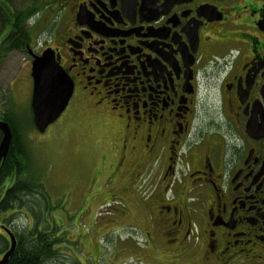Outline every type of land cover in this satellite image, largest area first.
<instances>
[{"label":"flooded vegetation","instance_id":"af4514ba","mask_svg":"<svg viewBox=\"0 0 264 264\" xmlns=\"http://www.w3.org/2000/svg\"><path fill=\"white\" fill-rule=\"evenodd\" d=\"M45 7L70 105L107 127L110 195L134 201L124 202L119 251L133 245L163 264H264V0Z\"/></svg>","mask_w":264,"mask_h":264},{"label":"rangeland","instance_id":"374dc122","mask_svg":"<svg viewBox=\"0 0 264 264\" xmlns=\"http://www.w3.org/2000/svg\"><path fill=\"white\" fill-rule=\"evenodd\" d=\"M26 1L11 0L13 5L19 6ZM50 1L41 0L44 7L27 23L31 36L29 47L36 54L48 47V30L55 17L45 7ZM32 60L27 48H0V105L1 110H6L12 100L19 131L27 138L33 172L43 182L49 205L44 212V224L60 225L56 234L63 231L66 238L59 244V254L46 264H163L154 255L133 245L119 251L118 237L127 239V232L121 227L128 220L121 212L125 203L132 206L134 201L127 198L124 203L110 195L116 194L115 188H109L113 184L108 185L106 177L109 172L113 174L116 167L115 163L111 168L105 166V122L92 109L75 101L69 103L46 131L39 132L33 126ZM95 179L98 181L94 182ZM32 222V218L20 212L13 225L23 230ZM131 222L140 223V219ZM129 241L134 243L133 239Z\"/></svg>","mask_w":264,"mask_h":264},{"label":"trees","instance_id":"16d2710c","mask_svg":"<svg viewBox=\"0 0 264 264\" xmlns=\"http://www.w3.org/2000/svg\"><path fill=\"white\" fill-rule=\"evenodd\" d=\"M43 7L41 0H28L21 7L7 6L0 0V48L28 49L31 36L27 23ZM9 102L6 110H1L0 105V119L7 120L12 128L9 151L0 163V252L4 253L11 243L8 232L3 228L6 226L14 232L17 244L3 264H46L59 254V244L66 238L63 231L56 234L60 225L44 224V212L49 208L44 185L33 172L27 138L24 132L19 131L14 104L11 99ZM31 122L34 126L32 118ZM20 212L33 219L32 224L23 230H17L13 225Z\"/></svg>","mask_w":264,"mask_h":264},{"label":"water","instance_id":"95a60500","mask_svg":"<svg viewBox=\"0 0 264 264\" xmlns=\"http://www.w3.org/2000/svg\"><path fill=\"white\" fill-rule=\"evenodd\" d=\"M33 56L31 75L33 91L31 108L33 122L40 132L56 121L68 106L73 93V81L59 64L54 49L46 48L41 54L29 50ZM0 163L5 159L12 142V128L8 121L0 120ZM10 237V246L0 258V264L13 254L17 240L9 227L3 226Z\"/></svg>","mask_w":264,"mask_h":264}]
</instances>
